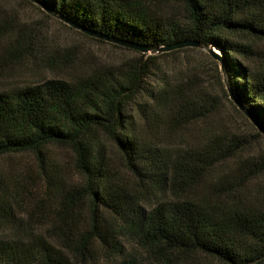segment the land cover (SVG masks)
Segmentation results:
<instances>
[{
    "label": "trees",
    "instance_id": "1",
    "mask_svg": "<svg viewBox=\"0 0 264 264\" xmlns=\"http://www.w3.org/2000/svg\"><path fill=\"white\" fill-rule=\"evenodd\" d=\"M38 1L52 10L43 11L48 16L155 53L188 41L216 50L225 63L226 79L219 74L225 95L230 90L264 128V0ZM190 47L0 92V160L33 153L40 163L39 175L19 185L14 196L0 181V203L11 209L18 197L43 194L42 203L57 204L51 230L69 246L88 205L84 243L99 240L113 248L122 257L119 264H184L194 253L222 264H264V202L235 203L239 176L229 170L214 176L219 164L238 155L240 138L214 130L203 145L175 146L218 109L198 79L171 81L157 73L163 54ZM50 146L70 151L71 176L49 163ZM243 167L258 176L264 158ZM104 213L118 219V228ZM125 235L145 250L146 261L124 256ZM60 255L44 235L0 240V264H60Z\"/></svg>",
    "mask_w": 264,
    "mask_h": 264
},
{
    "label": "rangeland",
    "instance_id": "2",
    "mask_svg": "<svg viewBox=\"0 0 264 264\" xmlns=\"http://www.w3.org/2000/svg\"><path fill=\"white\" fill-rule=\"evenodd\" d=\"M179 13L182 14L180 8ZM114 44L100 42L60 18L48 16L29 0H0V92L36 86L52 79L72 80L95 69H117L129 65L138 61L142 54L155 56L169 52H143ZM161 57L158 74L171 81L198 79L218 101L215 113L205 122L193 125L192 130L184 133L183 140L177 139L175 146L185 148L182 142L186 145H203L214 130L237 136L242 143L241 150L235 158L219 164L214 176L222 177L228 170L229 175L239 176L237 183L242 187L235 203L241 206L263 203L264 172L252 177L248 170L240 167L244 161L260 162L264 158V135L247 114L234 105L230 94L226 92L225 95L219 78L221 74L226 79L221 63L209 50L195 46ZM105 143L113 160L118 161L115 149L108 142ZM46 153L50 164L61 165L71 176L74 169L70 151L50 146ZM39 170L40 163L33 153L13 155L0 160V181L7 185L9 190L6 192L14 196L18 186L26 185L31 177H37ZM38 195L40 199L30 195L18 197L11 204V209L0 203V240L29 241L37 235H44L61 252L60 264H119L122 257L115 255L113 248L103 245L99 240L84 243L81 233L92 216L88 205L80 217L81 232L77 233L69 246L67 241L58 238L51 230L50 224L55 220L57 204L47 201L42 203L45 196ZM103 215L109 219L111 226L118 228L117 218L107 213ZM121 242L124 256L134 255L146 261L145 250L137 245L131 235L122 237ZM184 264L222 263L209 255L194 253Z\"/></svg>",
    "mask_w": 264,
    "mask_h": 264
},
{
    "label": "water",
    "instance_id": "3",
    "mask_svg": "<svg viewBox=\"0 0 264 264\" xmlns=\"http://www.w3.org/2000/svg\"><path fill=\"white\" fill-rule=\"evenodd\" d=\"M32 3H34L36 6L40 7L44 12L48 13V14H51L53 15V12L51 9H49L47 6L43 5L40 1L38 0H30ZM62 21H64L65 23L69 24L70 26L74 27L75 29H78L88 35H91V36H94V37H97V38H100V39H104L108 42H111V43H115L119 46H123V47H126V48H130V49H137V50H140V51H143V52H147V51H150L152 50L151 48H148V47H145V46H140L138 44H135L133 42H129V41H124V40H118V39H113V38H109L107 36H102V35H99V34H96V33H93L77 24H74L72 22H70L69 20L65 19V18H60ZM185 46H195V47H200V44H198L197 42H194V41H188V42H183V43H180L178 45H175V46H170V47H166V48H163V49H159V51H166V50H171L173 48H180V47H185ZM210 53L212 54V56L218 60L221 65H222V68H223V72H224V75L226 76V73L224 71V60L222 58V56L220 55L219 52H217L216 50L214 49H210L209 50ZM229 94H230V98L231 100L233 101L234 105L240 109L241 111H244L247 116L250 118V120L252 121V123L256 126V128L259 130L260 133H262L264 135V128L263 126L251 115L249 114L244 106L238 101V99L234 96V94L229 90Z\"/></svg>",
    "mask_w": 264,
    "mask_h": 264
}]
</instances>
